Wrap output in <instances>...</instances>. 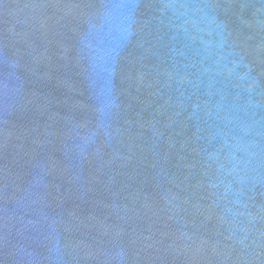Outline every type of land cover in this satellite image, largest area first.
I'll return each instance as SVG.
<instances>
[{
	"label": "water",
	"instance_id": "obj_1",
	"mask_svg": "<svg viewBox=\"0 0 264 264\" xmlns=\"http://www.w3.org/2000/svg\"><path fill=\"white\" fill-rule=\"evenodd\" d=\"M0 264H264V0H0Z\"/></svg>",
	"mask_w": 264,
	"mask_h": 264
}]
</instances>
